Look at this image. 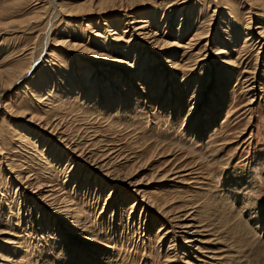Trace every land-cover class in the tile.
<instances>
[{
  "label": "rangeland",
  "instance_id": "rangeland-1",
  "mask_svg": "<svg viewBox=\"0 0 264 264\" xmlns=\"http://www.w3.org/2000/svg\"><path fill=\"white\" fill-rule=\"evenodd\" d=\"M182 1L165 0V7L159 10L167 11L168 20L164 28L165 26L169 28H163L161 31L172 42L178 37L177 30L180 27L181 16L178 19L176 16L180 13L178 11L182 10L179 9ZM189 1L191 6H197L193 13L194 18L200 13L199 24L206 31L208 30L211 43L221 25L226 4L227 7L235 10L233 16L237 27L245 29L244 26L247 20L249 21V14L246 11L249 5L245 0ZM176 2L178 4H175ZM33 3L36 2L0 0V14H2L0 18L3 19V26H0V67H7L9 62L14 63L18 60H23L26 64L31 53L35 56L40 52L41 48L37 45L40 46L44 41L47 28V20L43 21V18L52 12V7L49 4L45 5L44 1L39 5ZM44 5L47 14L43 10L40 11ZM174 7L178 8L174 11ZM72 9V5H66L67 14L59 15L55 27H58L62 34L72 37L79 34L86 38L89 34L88 28L94 26L93 21L98 17L94 14L90 16L84 13L75 14ZM215 9L217 11L213 15ZM36 11L38 13L40 11V15ZM117 12L119 13L116 11V14ZM259 17L261 15L253 16V25ZM22 18L24 20H21ZM128 20H132L129 15L121 20V23ZM190 36L189 34L184 38L180 37L179 42H182V46L178 52H187L184 45L189 41ZM105 37L104 35L97 38L113 45L112 40ZM125 45L128 44L125 42ZM139 51L141 50L134 51L131 59L137 53L139 61L141 59ZM197 51L198 49L188 51V55L192 53L188 60V63H191L190 68L175 72L178 78H176L178 82L176 86H173L175 83L171 80L174 70L167 71L163 67V61H160L158 67L157 62L150 63L142 80L144 86H151L150 90L147 87L149 97H143L144 93L140 92L136 106L133 100L134 102L121 107L119 98L112 104H106L105 100L108 101L105 98L106 93L93 96V92L87 90L88 84H85L86 86L77 91L75 96L97 101L96 109L89 107V113L93 111H96V114L104 113L101 116L104 115L105 118L97 123L99 136L86 133L82 129L77 130L72 122L66 123L63 129L67 128V130L62 132L57 129L54 121L35 119L33 122L37 124L36 128L41 136L36 137L35 140L31 137L30 140L31 134H25L24 143H20L17 140L18 128L26 123L25 118L23 120L10 116V110L6 107L8 103L17 107L30 100L31 94L25 98L23 87L15 90L12 98L9 96L10 93H2L1 109H3L0 111L2 153L0 155V232L2 233L0 257L2 259L12 261L22 257V264H80L84 261V256H91L92 262H96L95 249H101L102 258H105L104 264H170L173 259L175 264H184L188 260H194L196 264H255V260H259L262 256L261 260L264 262V248L261 249L260 242L264 241L262 230L264 224L256 223L260 227L256 224L250 225L253 226V232L243 240L240 236L243 231L236 222L241 219L248 223L251 221L243 216L242 212L234 219L241 201H250L256 205L264 204V45L262 49L260 44L255 47L250 45L241 47L239 54L235 56L236 66H230L229 70L221 66L222 62H219L215 56L211 57L212 52L207 54L203 48L200 52ZM54 53L56 56L53 58L52 68L60 66L62 69L61 73H58L62 83L60 84L59 79H56V85L60 86L59 91L67 88L69 79L76 80L75 75L78 74L80 63L93 66V60H90L89 56L80 55L77 51H69L66 44L56 47ZM182 57L181 54L178 55L180 60L184 58ZM197 59H199L198 63ZM211 61H214L215 65L213 70ZM42 71L46 75L51 73L47 66H42ZM156 71L158 73L154 77ZM211 73L215 80L212 86L206 89V93L201 94L200 104L196 96L207 86ZM219 73L224 74V78L219 77ZM64 74L69 75L65 77ZM153 79L157 80L154 86H152ZM166 80H170L173 85L170 86L169 91H166L168 96L166 94L160 99L161 89ZM33 88V91L36 90L37 85ZM33 91L32 93H35ZM170 91L173 92L172 98ZM85 93L87 95H84ZM195 103L196 111L192 110L193 115H190L191 107ZM119 122L121 126H117ZM48 138L49 150L46 144L43 146ZM93 140L114 147V155L117 154L119 157L113 158L112 161L117 164L116 168L118 173H121L120 176L138 168L136 174L133 172L135 176L132 180L141 182L139 187L146 193L145 197L122 180L114 181L104 173L94 171V161L97 156L91 153L90 148L85 147V144H90ZM79 141H87V143L77 144ZM157 144L160 145L158 148ZM154 151H156L155 155ZM151 155L155 156L151 158L152 160ZM7 156L18 159L14 160L12 165ZM113 156L104 162L106 163ZM123 156H127L129 160L123 159ZM12 157L10 159H13ZM37 177L45 185L44 191L48 188L46 185H51L58 189L55 196L63 195L69 203H73L81 210L83 217H80V220L87 226V231L81 238L80 229L73 226L69 219H63L66 224L59 225L57 215L53 213L55 210H48L47 216H44L46 209L42 206L44 205L42 198L31 195L32 191L38 192L29 180L31 178L32 182L36 183ZM84 177L89 179V184L81 183L85 182ZM47 194L49 193L45 195ZM149 196L171 207L183 208L186 205L187 210L193 213L194 221L201 226L202 235L206 239V243L201 246V251L205 252L198 255L201 262L196 261L188 252L187 248L189 250L190 248L184 243L183 238H180V229L175 228L174 220L171 221L166 215L163 216L158 212L152 213L153 215L151 212H146L145 209L149 207ZM20 206L24 208L21 212ZM255 212L259 217L264 218L262 209L258 208ZM164 222L167 228L161 230ZM168 235L174 237L172 243L170 238H166ZM3 238L8 239L9 243H5ZM17 242L21 244V248L17 247L19 246ZM88 248L91 250L86 251L89 250ZM183 248L187 251L184 252ZM209 249L215 251L209 252L211 255L216 254L215 257L210 258L207 255ZM182 253L187 254L185 256ZM3 254L6 257L2 256ZM174 254L178 255L179 259L175 256L172 259ZM85 264H88L86 260Z\"/></svg>",
  "mask_w": 264,
  "mask_h": 264
},
{
  "label": "bare ground",
  "instance_id": "bare-ground-1",
  "mask_svg": "<svg viewBox=\"0 0 264 264\" xmlns=\"http://www.w3.org/2000/svg\"><path fill=\"white\" fill-rule=\"evenodd\" d=\"M34 1L36 2L35 4L33 3L34 5L36 4L39 5L40 2L43 3L44 1L45 5L49 4V6L52 7V12H49L50 14H48L47 16H44L43 18V21L44 19L47 20L46 21L47 28L45 31L46 36H45L44 41L41 43L40 46L37 45L38 48H41L39 52L40 54L38 53V54H35V56H33V54L31 53L30 59H27L26 64H24L25 62L23 60H18V61H15L14 63L9 62L7 67H4V68L0 67V104H1L0 111L3 109V108L1 109L2 107L1 102H2L3 94L10 93L9 96H11L10 98H12L14 91L19 89L20 87L25 88L24 90L25 98L29 97L31 94L30 100L21 103L17 107H15L14 105H10L11 103H8L9 105L6 107L7 109L10 110V116L11 115L16 116L17 118L19 117L23 120L25 118L26 123L24 125H20V128H18L19 137L17 138V140L20 143H24L25 134H31L29 139L32 137V139L34 140L36 137L41 136V133L36 128L38 127L37 124L33 122L35 119H40V120L46 119L49 122L54 121L55 122L54 124L56 125L57 129L59 128L60 130H62V132H66L67 130V128L63 129L65 128L64 125L66 123L72 122V124H75V127L77 128V130L82 129L86 133H93L99 136L98 133L100 130L97 126L98 125L97 123L102 118H105L104 115L101 116L104 113L96 114L95 113L96 111L89 113L90 112L89 107L93 108V110L96 109L95 106L97 104V101H95L94 99L92 100L85 99L86 97L78 98L75 96L77 91L81 90L82 87L86 86L85 84H88L87 90L93 92L92 93L93 96L94 94H99V93L102 94L103 92L106 93L105 98L108 99V101L105 100L106 104H112L113 101H117V98H119L121 99L119 103L121 107H125L127 104H129V102L132 103L134 101H135L134 103L136 106L139 100L138 95L140 94V92L144 93L143 97H149V93H148L149 91L147 90L151 88V86L149 85L144 86L145 84L142 82V80L144 78V74L147 70V67H149L150 63L157 62V67H158V64L160 63V61H163L164 65L163 64L162 65L167 71L174 70V75L171 78V80L174 81L175 84L173 85V83L170 80L165 81V84L163 85L161 89V96H160V99H163L166 94L168 96V93H166V91H169L170 86L172 85L176 86V83H178L176 81L177 77H176L175 72L179 70L183 71L186 68L187 69L190 68L191 63H188L189 62L188 60H190L192 53L188 55V51H195L198 49V51L200 52L201 49L203 48L205 50L204 52H207V54H210V52H212L211 57L215 56V58L218 59L219 62H222L220 63L221 66L229 70L231 69L230 66H234V65L236 66L237 60L235 56L239 54V49L241 47L245 45H250L252 47H255L256 45L260 44V49H262L264 45V0H245L247 2V5H249L248 6L249 8H247L246 10L247 13L249 14V17H248L249 21L245 19L247 20L246 26H244L245 29H240L239 27L236 26L235 21H234L235 19L233 16V13H235V10L229 6L227 7V4H226L225 6L226 10L225 12H223L224 13L222 15L223 17H221V25L219 26V28L217 29L215 33V39L213 43H211L212 40H210L209 38V34L207 32L208 30L206 31L205 28L201 24H199L198 20L200 17V13L196 14L194 18L193 13H195V7L197 8V6L196 5L191 6L190 5L191 2L189 0H183L179 4L180 6L179 9L181 8L182 10L178 11L180 13L176 17L178 19L179 16H181L180 18L181 21H180V27L177 30L178 37L176 36L177 40H174V42L167 39L165 37L166 34L162 33L161 31L164 28V24H166V21L168 20L166 17L167 11L165 9L162 11H159L160 8L162 9L165 7V2H164L165 0H34ZM69 4L72 5L73 9L71 11L75 12V14L84 13V15L87 14L86 16H90L94 14L95 16L98 17V18H95V20L93 21L94 26H91L90 28H88L89 34L87 35L86 38H83L82 35H79V34L74 35L76 37H72V35L62 34L61 31L58 29V27L57 28L55 27V24L58 21L59 15L67 14L65 12L67 9L65 10V8H66V5H69ZM175 4H178V2H176ZM45 5L42 9L40 8V11L43 10L44 12L46 10V9L44 10ZM177 8L174 7V11ZM40 11L39 13H41ZM71 11L69 10L70 13ZM116 11H119L120 14L118 12L117 13L119 15L116 14ZM120 11H123L124 13H121ZM216 11L217 10L215 9L213 12V15L216 14ZM46 12L47 11H45V13ZM4 13H3V16L5 15ZM39 13L37 12V14ZM0 15L2 16V14ZM127 15H129L130 19L132 20L123 21V23H121V20H123ZM254 15H257V17L261 15V17H259L257 22L253 25ZM37 17L38 19H40L39 16ZM171 18H172V14H171L170 19ZM29 19L34 20L32 18H29ZM2 20L0 18V26H3ZM18 20L19 19H17V22ZM21 20H24V19L22 18ZM41 20H42V17H41ZM88 20L89 19H87V21ZM212 20H214V18ZM23 23L24 22L22 21V25ZM27 24L30 25V23H27ZM170 24L171 22H169V25ZM87 27H89V25ZM87 27H85V29ZM168 28L169 27L165 26L164 29H168ZM189 34L191 35L190 39L184 45V48L185 50H187V52L185 51L183 53L178 52L180 51V47L182 46L181 45L182 42H179V40H181V38H184L185 35H189ZM91 35H93V39H91ZM104 35L108 37V39L112 40L113 45H109V42L107 43L103 39L97 38V37H103ZM205 40L206 42H204ZM88 42L91 46L88 45ZM125 42L128 45H125ZM65 44L67 45L69 51H77L78 54L80 55L89 56L91 58L90 60H93L92 61L93 66L91 67L85 63H80L78 74L75 75L76 80L69 79L70 83L67 84L68 85L67 88L64 91H59L60 86L56 85V82H57L56 79H59L60 84L62 83V80H60V76H58V73L60 74L62 69L60 68V66H55V68L53 69L52 64H54L53 58H55L56 56L54 53L55 48L61 45L64 46ZM152 49H154L155 52L152 51ZM136 50L137 51L141 50L138 53L141 56V59L139 61H138L139 57H137V53H136V56H134V58L131 59L133 52ZM158 52H160V54H158ZM179 54H181V56H183L184 58L182 57L183 59L180 60L179 59L180 57L178 58ZM183 60L185 61L183 62ZM198 61L199 59H197V63ZM114 62L116 64H113ZM211 62H212L211 68L213 70V66H215L214 61H211ZM101 64H104L106 66L109 65V66L108 67L99 66ZM48 65H51V66H48ZM42 66H45V67L47 66V68L51 70L50 71L51 73H49V75H46L45 73H43ZM156 73H158V71H156L153 74L154 77L156 76ZM68 75L69 74L67 75L64 74L65 77H68ZM223 76L225 75L219 73V77L224 78ZM212 77H213V73L209 75V81H208L207 86L201 92H199V94L196 96L197 97L196 100L200 104L202 103L201 94L206 93V89L210 88L212 86L213 81L215 80ZM134 78H137V80H135ZM189 83L190 81L187 82V85H189ZM156 84H157V80L153 79L152 86ZM35 85H37V89L33 91L34 89L33 86ZM48 88H51V90H49ZM32 91L35 93H32ZM170 92H171L170 96L172 98L173 92L172 91ZM84 95H87V94L85 93ZM99 96L100 95H98V98ZM191 108L192 109L190 111V115H193L192 110H194V112L196 111L195 110L197 108L196 103ZM118 113H121V112H118ZM117 126H121V123L119 122ZM99 142L100 141L93 140L91 141V143L89 142L90 144H88L87 141L85 142L79 141V143H77V144L87 143L85 144V147L90 148V151H92L91 153L97 156V158L94 161V164H95L94 171L99 172L101 174L104 173L105 176L113 179L114 181L117 180L119 182V180H122V182L129 184L131 188L135 189L136 192H140L142 196L145 197L146 193L143 190H141V188L139 187L141 182L138 183L139 181L138 180L136 181V179L134 181L132 180L136 174L135 171L138 168L135 171L133 170V171H130L124 174L123 176H120L121 173L119 174L118 169L116 168L117 164L112 161L113 158L116 159L119 157L117 154H116L117 156L114 155L115 154L114 147H112L110 144L109 145L105 143L103 144L102 142L100 144ZM49 143L50 142L48 138L46 142L43 143V146L44 144H46L45 146L47 147ZM159 146L160 145L157 144V148ZM148 147L149 146H147V148ZM95 150H98V151H95ZM155 153L156 151L153 152L154 155ZM0 155H2L1 150H0ZM154 155H151L150 159L151 158L153 159V157L155 158ZM111 156L113 157L109 159L108 161H106L105 163L104 161L107 158H110ZM11 157H8V160L11 162L12 165H14L13 161L14 160L17 161L18 158H15L13 156L12 157L13 159H10ZM122 158L123 159L126 158V160H129L127 156L125 157L123 156ZM96 160H99L100 162ZM133 172L135 174H133ZM81 174H83V171L80 172V175H79L80 178H81ZM35 179H38L36 183H33L32 182L33 179L31 178L29 180L30 181L29 183H31L32 186L37 188V189L35 188L34 189L38 193L36 192L33 193L32 191L31 195H33L34 197L42 198V201L44 203V205L42 206H44V208L46 209L44 216L45 217L47 216L48 210L50 209L55 210V212L53 213L57 215V221L59 222V225L63 226V223L66 224V222L63 219H66V218L69 219L74 224L73 226L80 229L79 237L81 238L82 234H84V232L87 231L86 230L87 226L85 222L80 220V217H83L80 213L81 210H79L78 207H76L73 203H69L68 200L63 195L55 196L56 191H58V189H55L51 185H48V186L46 185V187L48 188L47 190L44 191L45 185H43V183L39 180L38 177ZM84 179H85V182H81V183L89 184L90 182L89 179L87 180L86 177H84ZM113 190H115V187ZM46 193H49V194L45 195ZM51 196H54V197H51ZM148 206L149 207L145 209L146 212H151V214L154 212L155 213L158 212L163 216L166 215L171 221L174 220L175 228L180 229V233L178 231L179 236L181 235L180 238H183L184 243H186L190 248V250L187 248L188 252L192 254L191 256L196 261L199 260L201 262V259H199L200 257L198 255H201L202 253L205 252V251L204 252L201 251V248H202L201 246L202 244L206 243V239L202 235L201 226L195 223L194 217L192 216L193 213L189 209L187 210L186 205H184L183 208L171 207V205H167L165 202H159L153 199V197L149 196ZM155 207L157 209H155ZM19 208H20V212L22 209H24L21 206ZM258 208L262 209L263 214H264V204L256 205L250 201H241V206L237 210V215L234 217V219L240 214V212H242L243 216H245L248 220L251 221V223H248L246 220L244 222L243 219L237 222L235 221L236 225L239 226V228H241V230L243 231L242 232L243 234H240L243 240L244 239L246 240V237L251 235V233L253 232L252 227L255 226L254 224L256 223L264 224V218L259 217L258 216L259 214L257 215V213L255 212L257 211ZM41 209L39 210L41 211ZM20 212L18 213L19 215H20ZM165 223L166 222L162 224L161 230H164V228L166 227ZM250 225H253V226L251 227ZM258 225L256 224V226ZM262 230L264 233L263 228ZM0 234L2 233L0 232ZM166 238L168 239L170 238L171 243L174 241L173 236L171 238L168 235L166 236ZM5 239L3 238L4 242L9 243L7 241L8 239L6 240ZM86 240H89V239H86ZM260 242L262 244L261 245V249H262L264 248L263 246L264 241H260ZM17 244H19V246L17 245V247L21 248L20 247L21 244L18 242ZM90 250L91 249L86 250V251H90ZM95 250H96L95 252L97 253L96 256L94 257L96 262H92L91 256H84V261L83 262L81 261L80 264H85V260H86V263L88 264H104L105 258L103 259L101 255V253L103 252L101 251V249H95ZM187 250L185 249L184 252H186ZM209 252L213 253L215 251H212L210 249L209 251H207V255L210 258L215 257L216 254L211 255L209 254ZM182 254L186 256L187 253H182ZM2 256L6 257L4 254ZM174 256L177 257V259H179L178 255L176 254H174L171 258L173 259ZM21 258L22 257H17L16 259H12V261L11 260L6 261L0 257V261L2 260L4 261V262H1L2 264H22L23 260ZM262 258H260L259 260L256 259L255 264H264L263 260H261ZM186 259L188 260V258ZM193 261L188 260L184 264H188V263L196 264ZM170 264H175L174 259L172 260V263Z\"/></svg>",
  "mask_w": 264,
  "mask_h": 264
}]
</instances>
